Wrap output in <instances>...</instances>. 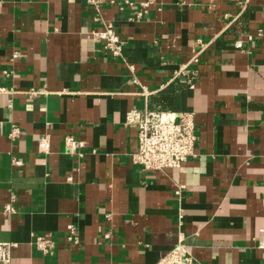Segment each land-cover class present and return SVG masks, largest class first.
<instances>
[{"label":"crops","instance_id":"0c3cea01","mask_svg":"<svg viewBox=\"0 0 264 264\" xmlns=\"http://www.w3.org/2000/svg\"><path fill=\"white\" fill-rule=\"evenodd\" d=\"M104 23L120 56L95 36ZM145 106L193 113L181 168L132 162L125 114ZM66 135L85 145L68 152ZM182 235L195 264H264V0H0L8 264H155Z\"/></svg>","mask_w":264,"mask_h":264},{"label":"built area","instance_id":"2783aa9c","mask_svg":"<svg viewBox=\"0 0 264 264\" xmlns=\"http://www.w3.org/2000/svg\"><path fill=\"white\" fill-rule=\"evenodd\" d=\"M246 1V0H245ZM142 10L148 6V1L142 2ZM146 11V9H144ZM140 15V12L138 13ZM97 18H95L96 20ZM103 30L95 33V36L102 38L104 49L112 56H120L122 41L111 23H104ZM241 40L235 42V47L242 48ZM129 68L132 69L131 66ZM187 72L180 70L175 72L173 78L184 75ZM187 80L190 81L188 73ZM194 116L192 112H172L161 109L132 108L125 114L124 123L134 126L136 129V149L131 153V160L144 171L165 172L170 169H178L184 164L188 157L195 153ZM17 130L13 126L12 133ZM41 152L49 151V139L46 135L40 136L37 140ZM64 145L68 152L74 153L79 147L85 144L75 139L72 135H66ZM12 164L18 166L20 160L12 157ZM183 185L176 183L175 194L180 198ZM13 199V198H12ZM16 208L12 202H6L3 206L5 213H13ZM67 240L77 243L75 227L69 229ZM36 247L43 253L51 250L53 243L49 238L37 236L34 240ZM11 242H0V262L8 264L11 258ZM155 264H195V257L190 246L186 243L184 236L178 237L177 242L167 250Z\"/></svg>","mask_w":264,"mask_h":264}]
</instances>
